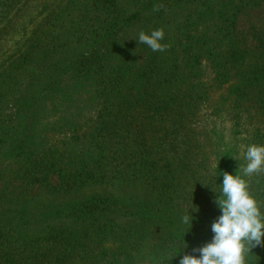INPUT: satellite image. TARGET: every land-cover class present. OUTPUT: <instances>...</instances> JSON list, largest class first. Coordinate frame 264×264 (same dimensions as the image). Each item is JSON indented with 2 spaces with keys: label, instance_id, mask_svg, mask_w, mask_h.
Segmentation results:
<instances>
[{
  "label": "rangeland",
  "instance_id": "1",
  "mask_svg": "<svg viewBox=\"0 0 264 264\" xmlns=\"http://www.w3.org/2000/svg\"><path fill=\"white\" fill-rule=\"evenodd\" d=\"M5 1H8L11 6H5L4 11L0 13V96L3 97L2 103L0 102V120H4L9 127H16L21 122L20 118L24 119L25 114L31 112V109L24 108L21 101H17V99L28 95L29 88L44 79V76H40V74L32 78L17 76L20 56L40 31L44 30L46 31L45 34H48L50 31L58 33L59 29L71 28L73 26L72 20H77L82 13L79 12L82 5H93L96 0ZM127 2V0H119L117 3ZM255 2L257 4L253 5ZM197 4L190 1L186 5L176 7V11L180 8L182 9L179 10V13L186 11V9L193 10L190 20L198 21V14L201 10ZM237 4L242 6L241 10H243L235 21L236 33L241 41L240 45L247 51L244 61H253L254 52L264 47V0H244ZM250 6L252 7L250 8ZM195 9H198V12H195ZM165 12L170 16L173 14L167 6H165ZM98 15L99 13L93 12L87 19L97 18ZM61 17L65 20L62 27L56 21ZM179 17L181 19V16ZM137 19L105 43L104 50L101 52L103 58L92 61L87 71V80L81 74L82 72L72 71L64 77L63 81L58 83V87L61 86L60 91L56 93L58 96L63 95L66 91V85L77 89L70 96V100L73 102L70 104L60 103L59 105L45 103L36 116H32L30 119L26 116L29 119L28 123L36 121L34 127L38 131L35 140L31 144L27 143L30 148L33 147L38 153L33 154L34 158L44 153L52 151L55 153L56 151L53 161L58 163V167L65 171L63 164L66 165L73 158L75 160L73 166H67L73 168L75 173L82 167L85 168L86 165H90L91 168L95 167L91 160L96 157L98 152L96 144L105 142V145H108V151H110L109 162L111 161L112 164L105 167L102 173H98L97 168L89 172L85 168L84 171H87V174L84 175V183L80 188L78 182L69 189L64 187L65 185L61 184L58 175L59 171H53V169L46 181H42V186H27L21 179L8 180L3 178L0 180V207L4 206L5 213L3 215L6 218L14 215L20 207L19 204H21L20 209L24 208L25 213H29L31 216L32 228L30 229L35 233H42L43 228L50 229L52 226L57 230L60 228L64 230L70 226L86 230L91 237L84 241L90 246L88 260L90 261L94 259L95 255L104 252L96 260L97 264H165V262L166 264H179L180 258L174 257V255H179L184 251V254H191L188 249L200 247L204 242L209 241L198 240L197 237L202 229L208 231V237H212V234H209L211 225L206 223L209 222V215L199 211V209L213 205L214 197L217 195L214 191H220V184L223 181L216 178V170L219 165H222L221 159L225 156L234 159L238 164L236 165L237 168L243 174V167L246 165L243 153L247 150V146L252 144L264 145V113L258 112L252 107L254 100L251 97L255 99V92L244 99H240L242 102L238 104L237 102L240 100L228 89L231 84L237 83V77L231 78L228 82L216 80L213 69L205 58H201V63L197 65L199 69L195 71V74H192L191 69L186 66L185 52H181L179 47L173 45L176 41L173 40L176 37L175 34L172 38L162 41L168 45L163 51L154 52L146 44L139 43L140 32L150 34L153 30H157L152 28L157 19L155 20L153 17L147 22L140 19L136 24H133ZM93 21L94 19L91 20V25L94 24ZM98 25L88 27L84 24L83 27L86 29L80 30L81 33H77V31L75 33L77 35L80 33V36H88L87 34H91ZM212 30L201 25L194 31V35L197 39H203L205 35L213 33ZM100 31L96 29L94 33L97 35ZM64 32H68V30H64ZM124 35L128 37L126 40L123 39ZM214 42L215 40L211 41L210 44ZM167 50H171L172 53L167 52ZM156 52L158 54L157 59L151 61L149 57L156 55ZM163 60L165 64H161ZM159 65L166 68L165 72H160L157 75L153 73L152 77L155 78L145 83V88L152 85L151 90L155 98L167 100L174 91L179 89V95L182 96L185 92L188 93L186 89L192 86L196 89L195 92L202 91L203 93L200 98L196 96V105L192 106L191 110L178 108L179 110L176 111V105H172L170 112L173 110V115L164 118L163 122H166L170 129L172 121H179L180 133L178 137H171L169 144L164 146L165 152L162 153L166 155L165 158L174 159L173 163L177 170L176 177L172 180L175 187L173 200L171 202L164 201L160 206L161 209L153 206V204L160 202L155 200L152 192L151 194L148 193L142 181L127 182L115 178V175L121 177L126 175L123 171L127 160L120 156L126 142L118 139L113 134L114 130L106 132V136L99 135L102 131L98 127V122L101 120L99 91L105 87L104 81L111 77L110 71H113L112 69L115 67H120V71H125L130 81L143 80L135 79V77L145 70L147 72L148 68L161 67ZM7 74H16L15 79L10 80ZM100 75H103L102 79ZM172 76L174 78H171ZM176 77L179 81L173 82V85L169 84L171 81L166 82V79H176ZM81 83H86V86L80 88ZM17 89L19 90L16 91ZM39 91L41 93V89ZM64 95L60 97L59 102L65 101L66 96ZM152 100L156 99L153 98ZM134 107L136 108V117L138 111L146 112L138 103H135ZM149 111L147 112L149 113ZM159 120L161 122L157 116L152 123H157L158 127L160 125ZM30 128L32 129L28 130V133H33L32 124ZM157 132L160 134L161 129ZM10 158L12 157L4 158L2 163L6 166L9 161L13 162ZM243 179L248 185L249 193L258 201L262 211H264V183L262 181L264 169L251 175H244ZM110 196L135 198L149 202L153 206L152 215L163 212L165 217L170 218V222L173 220L176 225H182L184 229L190 231V226L184 225L181 219L189 209L190 214L197 217L194 227L190 231V234L194 236L191 238L193 243L191 242V245L187 244L186 246L173 240V237L169 236L173 230L163 229V225L166 224L164 219L160 223L151 221L143 224L146 227L145 233L132 248L140 259L127 263L126 260L122 259L125 254L118 259L109 255V252L119 248L115 244L118 232L112 236L100 234L99 237H94L97 233L93 227L96 222L110 221L127 226L129 222L134 220L124 212L95 210L94 215L89 216L90 219L93 217L92 223L85 220L81 221L79 217L68 218V214H61L62 218L57 219L51 213L52 208H66L67 206L93 201L94 198L109 199ZM8 201L9 203H7ZM219 215L220 212L217 216L215 214L213 219ZM99 239L102 241H98ZM92 246L95 248L93 249ZM123 252L126 253L125 250ZM251 263L264 264V245L254 248L249 254L248 264ZM77 264H81L80 259Z\"/></svg>",
  "mask_w": 264,
  "mask_h": 264
},
{
  "label": "trees",
  "instance_id": "2",
  "mask_svg": "<svg viewBox=\"0 0 264 264\" xmlns=\"http://www.w3.org/2000/svg\"><path fill=\"white\" fill-rule=\"evenodd\" d=\"M118 1L96 0L93 5H82L79 11L82 13H80L77 20H72L73 26L71 28L59 29L58 33L50 31L48 34H45L46 31L44 30L40 31L20 56L17 76L32 78L40 74V76H44V79L31 86L29 92L27 91L28 95L17 99V101H21L24 108L31 109L30 113L25 114L24 119L20 118L19 125L9 127L4 120H0V180L15 178L21 179L27 186H42V181H46L53 169V171H59L58 175L61 184L65 185L64 187L69 189L78 182L80 188L83 186V178L87 171L97 168L98 173H102L105 167L112 164L111 161L109 162L110 151H108V145H105V142L96 144L98 152L96 157L91 160L95 167L91 168L90 165H86V172L84 171L85 168L82 167L74 173V169L70 167L75 162L73 158L66 165L63 164L66 172L63 171L62 168L58 167V163L53 161L55 160L53 157L56 156V151L55 153L53 151L44 153L34 158L33 154L38 153L33 147L30 148L29 144L35 140L38 131L34 127L36 121L34 123L28 122L32 116L37 115L45 103L59 105L60 103L70 104L73 102L70 100V96L77 89L66 85V91L63 93V95L66 93L64 95L66 96L65 101L59 102L60 97L63 95L58 96L56 94L61 88V86L58 87V83L63 81L64 77L72 71L82 72L81 74L87 80V71L92 61L103 58L101 52L104 50L105 43L109 39L111 40L119 31L126 29L137 18L133 24H136L140 19L147 22L155 17L157 21L154 20L155 23H153L152 28L163 29L165 33L163 41L172 38L175 34L176 37L173 40L176 41L173 45L179 47L181 52H185L186 66L191 69L192 74H195V71L199 69L197 65L201 63L200 60L203 57L211 65L216 80L228 82L231 78L237 77V83L231 84L228 88L230 92L234 93L239 100L255 92V99L251 97L254 100L252 107L258 112L264 113V47L254 52L253 61L246 62L244 58L247 51L240 45L241 41L236 33L235 21L243 10H241L242 6L237 3L244 0H127V3L122 4L117 3ZM190 1L193 4L198 3L197 5L200 7L198 21L190 20L193 10L186 9L185 13H179V10L182 9L180 8L176 11V7L186 5ZM257 2L253 5H256ZM5 6L9 7L11 4L8 1L1 0L0 13L4 11ZM165 6L172 10L173 14L171 16L166 14ZM194 11L198 12V9ZM93 12L99 13V17L87 19ZM179 16H181V19ZM92 19H94L93 25H91ZM56 21L62 27L65 20L61 17ZM84 24L88 27L99 25L91 34H87L88 36H80V30L86 29L83 27ZM201 25L213 29L214 32L209 34L210 36L205 35L203 39H197L194 31L200 28ZM96 29L101 30L97 35L94 33ZM64 30H68V32H64ZM75 31L80 33L77 35ZM127 38V36H123V39L126 40ZM213 40L215 42L210 44ZM167 52L172 53L171 50H167ZM157 55L156 52V55L149 57V59L151 61L157 59ZM161 64H165V61L163 60ZM159 66L161 67L148 68L147 72L145 70L146 73L143 72L135 77V79L143 80L133 81L128 79L125 71H120V67L113 68V71H110L112 73L111 77L104 81L105 87L99 91L101 120L98 122V127L102 131L99 135L106 136V132L114 130L113 134L118 139L120 138L126 142L125 148L120 153V156L125 157V160H127L123 171L126 175L123 177L115 175V178L127 182L142 181L148 193L151 194L152 192L155 200L160 202L159 204H153V206L161 209L160 206L164 201L171 202L173 200L175 187L172 180L176 177L177 170L173 163L174 159H167L165 158L166 155L162 153L165 152L164 146L169 144L171 137H178L180 133L179 121H172L170 129L166 122H163L164 118L173 115V110L170 112L172 105H176V111L179 109L191 110V107L196 105V96L200 98L203 93L202 91L195 92L194 86H188L189 88L186 89L188 93L185 92L182 96L179 95V89L174 91L167 100L155 98L151 90L152 85L145 88V83L155 78L152 77L153 73L157 75L160 72H165L166 68L163 65ZM15 76L16 74L9 75V79L14 80ZM100 76L102 79L103 75ZM58 78L60 79L57 82ZM145 78L147 80H144ZM168 81H171L169 84L173 85V82L179 81V79L177 77L176 79H166V82ZM38 85L40 86L37 87ZM84 86H86V83L80 84V88ZM143 88H145L144 91H142ZM180 97L182 98L180 99ZM153 98L156 100L153 101ZM2 99L3 97L0 96L1 103ZM241 102L240 100L237 103L240 104ZM135 103L142 106L146 112L138 111L136 117ZM157 116L161 119L158 127L157 123H152ZM31 124L33 125V133H28V130L32 129L30 128ZM160 129L161 132L158 134L157 130ZM28 142L29 144H27ZM8 156L12 157L10 159L13 162L9 161L5 166L2 160L7 159ZM221 160L222 165H219L216 170L217 179L223 181L222 175L225 171L244 177L241 170L237 168L236 165L238 164L234 159L225 156ZM262 181L264 183V179ZM19 205L18 211L6 218L3 215L5 213L4 206L0 207V264H77L79 259L81 264H97L96 260L104 252L95 255L94 259L88 260L90 246L84 241L91 237L86 230H80V228L74 226L57 230L52 226L51 230L42 227V233L32 232L30 229L32 228L31 216L29 213H25L24 208L20 209L21 204ZM153 206L144 200L110 196L109 199L94 198L93 201L67 206L66 208H52L51 213L57 219L62 218L61 214H68V218L79 217L81 221L85 220L92 223L93 217L90 219L89 216H93L95 210L124 212L136 223L131 221L126 226L113 221L96 222L93 227L97 233L94 237H99L100 234L112 236L118 232L115 244L119 248H115L111 253L109 252V255L118 259L125 254L122 259L128 263L140 259L132 248L145 233L146 227L143 224L151 221L160 223L164 219L166 224L163 225V229L173 230L169 233L173 240L186 246L193 243L191 238L194 236L190 234L188 229H184L182 225H176L173 220L170 222V218L165 217L163 212L152 215L151 209ZM200 210L209 215L207 225H211L215 220L213 219L215 214L216 216L219 214V209L215 203L209 207H202ZM209 234H212V232H209ZM197 238L198 240H210L211 236L208 237V231L202 229ZM98 241L102 240L99 239ZM125 247L127 249H124ZM188 247L190 248V246ZM192 250L188 249L191 254L193 253Z\"/></svg>",
  "mask_w": 264,
  "mask_h": 264
},
{
  "label": "clouds",
  "instance_id": "3",
  "mask_svg": "<svg viewBox=\"0 0 264 264\" xmlns=\"http://www.w3.org/2000/svg\"><path fill=\"white\" fill-rule=\"evenodd\" d=\"M164 37L163 29L153 30L150 34L140 32L138 42L146 44L154 52L163 51L168 47L162 43ZM243 157L246 161L244 175L264 169V145L247 146ZM222 176L220 191L213 190L217 193L213 202L220 215L211 224L212 237L202 246L194 248V254H184V251L174 255L180 257L179 264H248L252 250L264 245V211L249 193L246 181L240 175L226 171ZM192 211L199 212L200 209ZM181 219L191 231L197 217L188 209Z\"/></svg>",
  "mask_w": 264,
  "mask_h": 264
}]
</instances>
